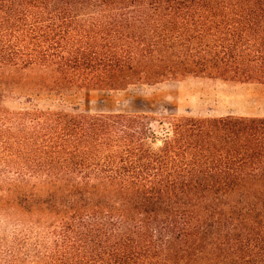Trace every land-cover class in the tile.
<instances>
[{
  "label": "trees",
  "instance_id": "obj_1",
  "mask_svg": "<svg viewBox=\"0 0 264 264\" xmlns=\"http://www.w3.org/2000/svg\"><path fill=\"white\" fill-rule=\"evenodd\" d=\"M187 75L264 84V0H0V264H264V118L71 101Z\"/></svg>",
  "mask_w": 264,
  "mask_h": 264
},
{
  "label": "rangeland",
  "instance_id": "obj_2",
  "mask_svg": "<svg viewBox=\"0 0 264 264\" xmlns=\"http://www.w3.org/2000/svg\"><path fill=\"white\" fill-rule=\"evenodd\" d=\"M71 101L86 114L148 116L156 144L169 135L172 118H264V84L192 75L82 91Z\"/></svg>",
  "mask_w": 264,
  "mask_h": 264
}]
</instances>
